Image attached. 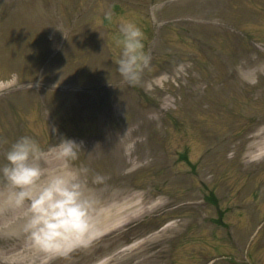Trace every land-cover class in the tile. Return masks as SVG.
Masks as SVG:
<instances>
[{
    "label": "rangeland",
    "instance_id": "rangeland-1",
    "mask_svg": "<svg viewBox=\"0 0 264 264\" xmlns=\"http://www.w3.org/2000/svg\"><path fill=\"white\" fill-rule=\"evenodd\" d=\"M37 2L43 3V0ZM6 9L8 6L0 2V17ZM57 12L58 15H53L59 26L52 36L59 52L51 57L52 61L41 73L38 66L42 62H36L39 50L34 48L30 54L27 40L20 44L16 41L4 43L0 50V53L14 52L21 56L15 68L0 66V84L4 86L0 90L4 97L0 99V118L9 122L0 125V163L4 162V154L15 141L17 131L34 139L35 134H40L42 141L38 142L53 143L44 148L47 156L40 161L45 172L63 164L56 155L59 138H73L85 146L72 166L88 168L83 179L93 210L109 202L116 205L114 211L118 210L112 220L122 216H130V219L122 227L117 223L107 233L94 238L91 246L55 259L52 264H92L100 260L104 264H200L213 256L218 257L214 264H230L224 258L225 253L234 254L235 251H232V240L227 238V228L213 229L209 221H204L216 215L204 202L189 204L192 200H201V190L206 187L202 186L200 174L195 176L188 170L200 173L203 168L207 189L218 194L225 224L235 235V244L242 246L253 212L264 210L262 194L261 200L255 199L251 204L255 178L264 179V157L253 159L264 149V131L256 132L245 152L241 154L240 151L236 156L232 137L239 136L252 124L255 111L264 100L258 102L260 92L243 94L240 83L252 86L260 83L261 90L264 88V0H58ZM30 22L35 26L33 37L47 35L39 21L32 18ZM22 23L21 19L19 25ZM126 23L141 28L144 52L153 55L156 62L149 67L140 84L160 103L159 108L142 106L134 87L118 72L116 61L122 49L121 28ZM186 33L207 35L210 43L215 44L212 48L221 49L223 56L212 55L205 68L192 63L191 54L199 48L195 39ZM243 34L251 41L242 39ZM241 42L249 43L250 48L254 43L258 50L252 49L251 61L243 59L238 63L240 56L233 55L234 52L243 53ZM41 49L46 50V47L42 45ZM55 73L61 74V80L52 78ZM35 82L36 86L20 88L14 90L15 93L13 87H8ZM45 84H61L66 89L57 92L46 85L43 90ZM111 85H119L116 89L119 91L108 93L104 99H99V92L92 89ZM76 91V95H68ZM249 101L251 105H247ZM13 104L21 110L19 115L11 110ZM169 110H175L183 122L180 129L163 125ZM21 118L27 121L26 129H23ZM257 120L255 118V122ZM110 121L112 125L108 130L106 125ZM141 123L148 125L145 132L139 128ZM227 133L231 134L228 143L222 139ZM3 135L8 139L4 141ZM184 148H189V158L194 165L187 162L176 165L179 159L176 150ZM203 153L205 156L199 161ZM253 163L256 171L240 175L238 166ZM97 173L105 177L102 183L93 182ZM147 183L161 186L165 194L152 193L150 188H144ZM9 191L0 178V212L5 213L4 217L11 216V210L3 203ZM172 203L177 209L166 211L161 219L180 216L177 228L173 223L165 230L155 229L158 217L155 225L144 224L148 216ZM16 211H21L19 216L25 213V209ZM198 215L196 222L204 221L201 228L193 226L195 221L190 220ZM141 220H144L142 224ZM14 221L13 228H17L24 223V218L16 217ZM184 228L189 229V234L184 237L181 233V238L176 240V230ZM1 229L0 226L3 255L22 240L30 243L23 226L12 231ZM141 240L135 247L126 248ZM254 249L250 250L253 261L264 264V234ZM238 250L244 251L239 247ZM90 251L94 252L93 256ZM237 258L238 262H243L240 255Z\"/></svg>",
    "mask_w": 264,
    "mask_h": 264
},
{
    "label": "clouds",
    "instance_id": "clouds-1",
    "mask_svg": "<svg viewBox=\"0 0 264 264\" xmlns=\"http://www.w3.org/2000/svg\"><path fill=\"white\" fill-rule=\"evenodd\" d=\"M122 49L116 63L118 72L130 85L141 82L151 63L144 52L143 32L140 27L126 23L122 26ZM63 164L45 172L40 161L47 151L31 136L16 139L0 163V178L10 189L4 205L10 209H25L23 231L32 246L49 257L68 256L91 243L96 228L92 216V200L86 195L83 179L88 168H75L82 142L61 136L55 146ZM102 183L99 173L92 178Z\"/></svg>",
    "mask_w": 264,
    "mask_h": 264
},
{
    "label": "bare ground",
    "instance_id": "bare-ground-1",
    "mask_svg": "<svg viewBox=\"0 0 264 264\" xmlns=\"http://www.w3.org/2000/svg\"><path fill=\"white\" fill-rule=\"evenodd\" d=\"M14 214V213H13ZM16 215V214H15ZM99 217L102 218V220L95 222V224H102V221H106V218L108 217V215H104V213L102 211H99L95 217H93V219H96ZM3 221V219L1 218V222ZM14 223V222H13ZM12 223V224H13ZM11 224V225H12ZM11 225H9L8 227H6L7 229H11ZM103 226L105 225L102 224ZM20 226V225H19ZM107 228V227H105ZM17 229V228H16ZM15 229V230H16ZM13 230V229H12ZM17 246H20V245H15L14 247H17ZM33 249V251H32ZM24 251H26V253L24 255H21V254H18L19 252L15 253L14 255L12 256H7V255H3L0 260H1V264H37V262L42 258V255L44 254L43 252H41L40 250L34 248L33 246L30 247V246H27L25 245L24 246ZM46 261V258L43 259V262Z\"/></svg>",
    "mask_w": 264,
    "mask_h": 264
}]
</instances>
